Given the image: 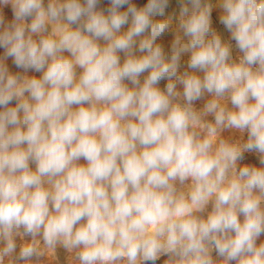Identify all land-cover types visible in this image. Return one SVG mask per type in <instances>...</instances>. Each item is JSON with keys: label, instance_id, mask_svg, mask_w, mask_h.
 Segmentation results:
<instances>
[{"label": "clouds", "instance_id": "clouds-1", "mask_svg": "<svg viewBox=\"0 0 264 264\" xmlns=\"http://www.w3.org/2000/svg\"><path fill=\"white\" fill-rule=\"evenodd\" d=\"M107 2L0 0V264H264V0Z\"/></svg>", "mask_w": 264, "mask_h": 264}, {"label": "bare ground", "instance_id": "bare-ground-1", "mask_svg": "<svg viewBox=\"0 0 264 264\" xmlns=\"http://www.w3.org/2000/svg\"><path fill=\"white\" fill-rule=\"evenodd\" d=\"M138 2L141 3L142 0H139ZM213 3H215V0H213ZM170 4H171V5H169V7L166 9V13H165V15L167 16V15L175 14V15L178 16L179 6H178V4H177V0H171V3H170ZM217 14H218V10H217V9H214V11H213V20L215 19V20L218 22V20H217ZM219 26H220V25H219ZM219 28H220V27H219ZM126 29H127V26H125L124 29H122V31H123V30H126ZM225 36H226V35H225ZM170 39H171V33H168V34H166L164 37H162V38L160 39V41H159V42H161V43L164 44V46H165V50H166V51L168 50ZM1 53H2V50H1ZM121 55H122V54H121ZM8 63H9L10 69H11L12 71H20L19 69H16L14 66H12V64H11V60H9ZM29 74L31 75L32 73L30 72ZM36 75H39V74L36 73ZM141 79H143V77H141ZM165 84H166V81H161L159 86H160L161 88H163ZM202 103H203V101H198V102H197V106H200ZM252 158L255 159L254 157H252ZM80 162H81V163H84L83 160H81ZM262 239H263V238H262ZM60 255H61V258H63V251H62V250H60ZM162 261H163V260H162ZM159 263H160V262L157 261V264H159Z\"/></svg>", "mask_w": 264, "mask_h": 264}, {"label": "rangeland", "instance_id": "rangeland-1", "mask_svg": "<svg viewBox=\"0 0 264 264\" xmlns=\"http://www.w3.org/2000/svg\"><path fill=\"white\" fill-rule=\"evenodd\" d=\"M138 1H139V0H133V2L136 3L138 6H142L144 3L147 2V0H142L141 3H139ZM170 5H171V4H170ZM101 6H102V7H107V6H108V2H107V0H102V5H101ZM5 12H6L7 17L10 18V17H11L10 9H5ZM214 26H216L219 30H221V31L223 32V28H222V26H219L218 22H217L215 19H214ZM219 27H220V28H219ZM224 35L227 36V33H224ZM0 54H2V53H1V50H0ZM234 55H235V53H234ZM250 159L254 160L252 157H250ZM262 238L264 239V236H262L261 239H262ZM163 259H164V258H161V260L158 261V262H160L159 264H162V260H163Z\"/></svg>", "mask_w": 264, "mask_h": 264}]
</instances>
